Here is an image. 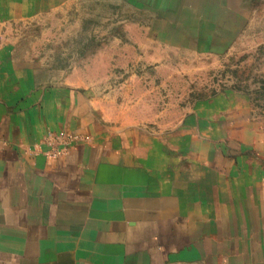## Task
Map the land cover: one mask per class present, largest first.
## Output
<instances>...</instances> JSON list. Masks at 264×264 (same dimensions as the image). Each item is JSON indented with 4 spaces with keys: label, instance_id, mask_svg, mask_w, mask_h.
<instances>
[{
    "label": "crops",
    "instance_id": "0c3cea01",
    "mask_svg": "<svg viewBox=\"0 0 264 264\" xmlns=\"http://www.w3.org/2000/svg\"><path fill=\"white\" fill-rule=\"evenodd\" d=\"M131 1L195 51L234 23V0ZM12 92L0 93V264H264V138L233 139L214 100L176 123L107 124L76 90ZM59 134L89 138L50 154Z\"/></svg>",
    "mask_w": 264,
    "mask_h": 264
},
{
    "label": "rangeland",
    "instance_id": "374dc122",
    "mask_svg": "<svg viewBox=\"0 0 264 264\" xmlns=\"http://www.w3.org/2000/svg\"><path fill=\"white\" fill-rule=\"evenodd\" d=\"M227 15L233 25L195 51L131 0H0V93L76 90L107 124L176 123L214 100L233 139L264 138V0H234Z\"/></svg>",
    "mask_w": 264,
    "mask_h": 264
},
{
    "label": "built area",
    "instance_id": "2783aa9c",
    "mask_svg": "<svg viewBox=\"0 0 264 264\" xmlns=\"http://www.w3.org/2000/svg\"><path fill=\"white\" fill-rule=\"evenodd\" d=\"M79 140H83L82 138H77L76 136L73 135H63V134H59L55 137H52V135H48L46 137V141L48 142L49 145H51L53 147V152L50 154L56 155L58 153L57 149L54 147L59 143L64 144L65 146H71L77 142H79Z\"/></svg>",
    "mask_w": 264,
    "mask_h": 264
}]
</instances>
